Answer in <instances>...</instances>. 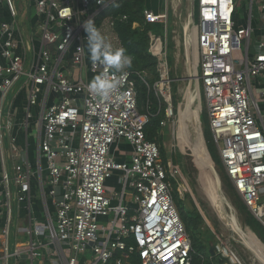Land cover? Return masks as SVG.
I'll use <instances>...</instances> for the list:
<instances>
[{"label":"built area","instance_id":"1","mask_svg":"<svg viewBox=\"0 0 264 264\" xmlns=\"http://www.w3.org/2000/svg\"><path fill=\"white\" fill-rule=\"evenodd\" d=\"M31 2L35 22L26 28L15 0H0L11 17L0 22V264H191L192 241L172 181L181 199L187 185L181 168L166 166L160 145L147 139L150 118L138 110L129 67L109 70L120 83L107 100L92 94L91 81L82 78L85 69L94 76L105 71L90 59L84 23L91 21L114 49H122L115 24L127 16L100 20L106 8L102 0ZM259 4L264 20V0ZM252 7L253 2L250 15ZM236 12V0H195L197 20L192 29L186 27L185 41L198 55L193 79L204 89L222 165L264 227V130L248 84L250 78L264 81V39L250 54L253 29L250 22L237 26ZM143 15L146 24L167 26L169 21L166 11L146 9ZM165 44L151 35L159 74L154 91L166 104L162 127L175 119ZM20 91L26 93L22 128L36 119L33 161L29 144L18 146L14 136L13 104ZM119 141L132 146L130 163L110 158ZM115 171L123 174V190L109 197L106 183ZM127 189L132 206L125 203ZM35 191L40 192V213L34 212ZM215 247L224 264H242L228 243L219 240Z\"/></svg>","mask_w":264,"mask_h":264},{"label":"rangeland","instance_id":"2","mask_svg":"<svg viewBox=\"0 0 264 264\" xmlns=\"http://www.w3.org/2000/svg\"><path fill=\"white\" fill-rule=\"evenodd\" d=\"M182 5L178 9H171L172 13L175 14L170 19V24L165 26L161 23V25L156 26V34L154 36L161 37L162 39H166L168 36L167 41L165 42L168 52V62L170 67V78L174 82L171 85L172 94L174 96L175 102V119L173 121H168L166 127H162L159 131H161L164 135L163 140H159L158 144L161 148V158L166 166H170L171 164L181 168L182 170V181L185 182L187 186V193L184 196V199H181L178 195V199L185 204L187 201V207L191 209L190 201L188 198L185 199L186 196H189L190 199L193 200L195 206L200 211L202 216L205 219V227L209 228L214 234V242L217 244L219 240H223L224 242L228 243L229 246L234 250L236 253L239 261L242 264H261L259 263L254 255L243 246L242 240L237 233H235L229 226L228 218H227V211L229 214H232L237 218L240 227H242L245 231L246 228L242 224L241 217L236 209V207L232 204L229 196L226 193V188L224 183L221 180L220 175L215 170V176L217 180H219L220 190L222 196L226 202H228L229 206L231 207L226 209L224 208L221 202V195L219 193L218 184L214 178V176L208 170V167L201 163L194 155L192 150L183 142L182 138V145L180 146L181 142L178 140L179 138V124L180 129L183 124L182 118L180 119V114L186 109L187 105L191 103V101L196 97V101L194 106L192 107L193 113L189 119L188 123V130L191 139L193 140L194 146L202 152L205 141V130L209 129V117H208V109L206 105V98L204 94V89L196 83L191 78L192 72L187 71V64L188 61L184 57V48H185V37H184V27H189L192 29L193 23L195 19L193 16L191 17L190 14L193 13L192 10V2L190 0H182ZM163 0H152L148 3V7L152 9L155 13H162L163 10L161 6L163 5ZM237 4V12H236V25L237 26H246L248 24L249 14H250V5L251 0H236ZM160 6V10L158 7ZM197 8V7H196ZM27 13V10L24 11ZM33 14V12L31 13ZM34 15V14H33ZM189 15V16H188ZM261 15L260 4L259 0H253V20L259 19ZM180 16L182 17L181 19ZM32 19V18H31ZM20 23L25 26L26 28L30 25L28 21H26L25 16L20 14L19 17ZM170 26V27H169ZM171 26L173 31V40L174 44L171 43ZM168 27L170 28V32L168 33ZM253 38V37H252ZM177 42H179V46L177 47ZM251 54L254 51L253 46V39L251 41ZM181 48V49H180ZM183 48V50H182ZM243 48H245V43L243 44ZM174 55H180L179 65L175 67V57ZM235 57L242 58V53H235ZM198 55H194L191 57V64L190 70L192 67H195L198 61ZM193 62V63H192ZM199 71V68H198ZM178 78V79H177ZM176 80V81H175ZM264 83V81H262ZM198 97V98H197ZM261 105V104H260ZM255 110V109H254ZM263 110V109H262ZM256 112V111H254ZM264 113V111H262ZM256 114V113H255ZM257 116V115H256ZM32 131L36 132V126H32ZM184 132V131H183ZM186 133L184 132V135ZM186 137V136H185ZM191 141V140H190ZM180 142V143H179ZM189 142V141H188ZM32 149V148H30ZM214 150V148H213ZM217 150V149H216ZM32 151V150H30ZM33 156V152H31V157ZM200 169L201 177L199 180L198 171L194 174L193 171V160L192 157ZM202 156V155H201ZM210 173L212 176H208L205 173L204 169ZM215 169V168H214ZM113 175V174H112ZM192 175V177H191ZM193 176L197 178V181L193 182ZM116 178V176H114ZM114 178V179H115ZM112 180L118 187V181L116 184L115 180ZM173 188H174V198L175 203L178 207V203L175 197V193L178 194L176 191L178 185L173 180ZM122 187V185H120ZM118 189V188H117ZM121 190V188L119 187ZM110 197V194H108ZM263 201V200H261ZM183 205L182 207L185 208ZM39 208V207H38ZM179 208V207H178ZM37 211V207L34 206V212ZM205 238L206 234H202ZM250 237V236H249ZM251 238V237H250ZM253 239V238H251ZM253 241L259 246V244L253 239ZM260 247V246H259ZM218 257V256H217ZM89 260L92 259L90 253H88ZM220 259V257H218Z\"/></svg>","mask_w":264,"mask_h":264},{"label":"trees","instance_id":"3","mask_svg":"<svg viewBox=\"0 0 264 264\" xmlns=\"http://www.w3.org/2000/svg\"><path fill=\"white\" fill-rule=\"evenodd\" d=\"M102 1L106 5V8L101 12L100 20L109 16L114 18L127 16L128 18L125 22L117 20L115 29L120 39L122 49L125 50V54L132 59L129 70L132 79L135 81L138 110L140 114L148 115L150 118L145 128L147 139L158 143L160 139L162 140L163 136V133L159 130L162 128L161 122L165 119L166 104L154 91V84L159 79V74L157 70V59L150 52V42L151 35L156 34V26L161 24L145 23L143 13L144 10L148 9V3L151 0ZM170 19L168 24H170ZM195 19L197 20V17ZM134 23L139 24V28H133ZM169 27L168 33L170 32ZM173 102H175L174 96ZM205 141L202 153L209 159L220 175L225 185L226 193L232 204L236 207L241 217L242 224L246 228V231L243 229L244 232L253 238L264 251V227L250 214L241 197L236 192L222 165L218 150H216L217 148L212 140L211 131L207 129L205 130ZM192 160L194 164V174L198 171L200 180V169L196 165L193 157ZM201 168L204 169L203 166H201ZM205 173H207L209 177L211 176L207 171H205ZM195 181H197V178L193 176V182ZM175 197L181 219L192 241L191 264H224L225 260H221L217 256H212L210 252L211 247L216 245L214 242V234L209 228H204L206 225L205 219L195 206L193 200L190 199L189 196L185 197V199L188 198L190 201V209L187 207V201L185 206V204H182L178 199V194L175 193ZM183 205L185 208L182 207ZM203 233L206 234L205 238L202 235Z\"/></svg>","mask_w":264,"mask_h":264},{"label":"crops","instance_id":"4","mask_svg":"<svg viewBox=\"0 0 264 264\" xmlns=\"http://www.w3.org/2000/svg\"><path fill=\"white\" fill-rule=\"evenodd\" d=\"M15 2H16L17 8H18L20 14L25 16L26 21H28L29 23L35 22V16H34L35 15V9H34V7H32L31 0H15ZM190 2H192V0H190ZM251 2H253V0H251ZM182 3H183L182 0H165L163 5L161 6V8L163 10L162 13H164L165 11L168 12L169 19H170L173 17V15H175L172 13L171 9H178L182 5ZM163 7H164V9H163ZM148 9L151 10L152 12H154L149 7H148ZM25 10H27V13H24ZM158 10H160V6L158 7ZM32 12L34 15L31 14ZM162 13H155V14H162ZM190 15L192 17L193 13ZM181 18L182 17L180 16L179 19H181ZM193 18H195V16H193ZM10 20H11V17H10V14H9L7 8H6V5L1 3L0 4V22H2V21L8 22ZM249 22H250L252 29H253V35H252L253 38H251V40L249 42V50H250V54H251V47H252L251 41L253 39L254 51L252 54H254V52L256 50L255 46H256L257 42L264 39V20L262 19V15H260L259 19L253 20V7H252L251 15L249 14L248 23ZM173 31H174V29H172V31H171V40H172L171 43L172 44H174V40H173V36H172ZM186 32H187L186 27H184V37L186 36ZM167 39H168V36L166 37V39H163V40L166 42ZM185 45L186 46L184 48V57L188 61L187 71L192 72L191 78L193 79L194 74L198 71V61H197L196 67H192L191 70H190L189 65L191 64L190 63L191 57H194V55L197 56V54H196V51L193 52V49L191 50V48H189L186 43H185ZM178 46H179V42H177V47ZM245 47H246V42H245ZM182 50H183V48H182ZM174 57H175V67H176L177 65H179L180 55H174ZM89 62H90V60H88V62H87L88 65H89ZM82 78L85 81H92L95 78V76L93 74H91L88 69H85L82 73ZM262 81H263L262 79L250 78V80L248 81V84H249L250 100L252 103V107H253V110L255 109L254 111H256L255 113L257 115V123L264 130V113L262 112V111H264V83ZM50 98H51V100L54 99L53 96ZM25 105H26V93H25V91H20L17 94L16 98L14 99V104H13V111L16 115V120H17V126L15 127V130H14V136L17 138V145L18 146L24 148V147H26L27 144H29V154H30L31 160L33 161L34 157L36 156V147H37V133L36 132H37V128H36V132H33L32 126H34V125L36 126V124H35L36 119H35V121L33 119L32 123L33 122L34 123L33 124L31 123V125L27 129L22 128V123L24 122V107H25ZM35 112H38L36 108L33 109V113H35ZM178 135H179V133H178ZM180 138L181 137L179 135L178 140L181 142L182 140ZM163 139H164V135L162 136V140ZM181 145H182V142H181L180 146ZM30 148H32V149H30ZM30 150H32V151H30ZM31 152H33L32 157H31ZM132 154H133L132 146L126 141H119L113 146L111 153H110V158L118 164L130 163L131 158H132ZM179 167H181V166H179ZM122 175L123 174L121 172L115 171V172H113L112 177L107 181L106 189H107L108 194H110L111 197H112V195L120 194L122 192L123 187H121L120 183H119V178L122 177ZM114 176H116V178ZM113 179L116 181V184L118 181V184H117L118 187L114 183H112ZM119 187L121 188V190L119 189ZM262 189H263V191H262L261 199L263 200L262 202H264V188H262ZM127 193L129 195L126 198L125 203L129 206H132L131 205L132 200H131V196H130V191L128 189H127ZM34 194H35L34 206L37 207L36 212L40 213V211H42L41 202L39 201L40 192L35 191ZM2 224H3V220H0V227L2 226ZM239 228H241V227H239ZM239 236H241L243 238L242 235H239ZM243 239H245V237Z\"/></svg>","mask_w":264,"mask_h":264},{"label":"clouds","instance_id":"5","mask_svg":"<svg viewBox=\"0 0 264 264\" xmlns=\"http://www.w3.org/2000/svg\"><path fill=\"white\" fill-rule=\"evenodd\" d=\"M84 30L87 33L86 45L91 61L105 68L103 73L95 76L89 83V91L101 99H110L120 81L109 75V70L120 73L131 66L132 59L125 54V50L114 49L91 21L84 23Z\"/></svg>","mask_w":264,"mask_h":264},{"label":"bare ground","instance_id":"6","mask_svg":"<svg viewBox=\"0 0 264 264\" xmlns=\"http://www.w3.org/2000/svg\"><path fill=\"white\" fill-rule=\"evenodd\" d=\"M189 16V15H188ZM193 40V38H192ZM187 55V54H186ZM189 57V56H188ZM191 62V61H190ZM193 63V62H192ZM192 65V64H191ZM196 67V64H195ZM192 79V78H190ZM198 98V97H197ZM196 101V97L191 101V103L189 105H187L186 109L180 114V119L182 118L183 124L181 126L180 129V124H179V135L182 138L183 142L190 148V150H192V152L194 153L195 157L203 164H205L208 167V170L210 171V173L214 176L217 184H218V189H219V193L221 195V202L224 206V208L226 209V211L228 210V208L231 209V207L229 206L228 202H226L222 196L221 190H220V184L219 181L217 180L212 167H210L209 165V159L202 153L200 152L193 144V140L190 137L189 134V130H188V123H189V119L191 117V114L193 112L192 107L194 106ZM186 133L184 135V132ZM186 136V137H185ZM191 140V141H190ZM189 141V142H188ZM202 155V156H201ZM209 161V162H208ZM227 218H228V222H229V227L238 235H242L243 238L245 237V239H243L241 236H239L242 240L243 246H245V248L247 250H249L254 257L256 258V260L261 263L264 264V251L253 241V239H251L243 230V228H239V222L237 220V218L232 214H229V211H227Z\"/></svg>","mask_w":264,"mask_h":264},{"label":"water","instance_id":"7","mask_svg":"<svg viewBox=\"0 0 264 264\" xmlns=\"http://www.w3.org/2000/svg\"><path fill=\"white\" fill-rule=\"evenodd\" d=\"M194 9H195V0H192L193 16H194ZM209 165H210V167H212L214 174H216L215 173V169H214L213 165L211 164V162H209ZM210 252H211L212 256H216V247L215 246H212L211 249H210Z\"/></svg>","mask_w":264,"mask_h":264}]
</instances>
